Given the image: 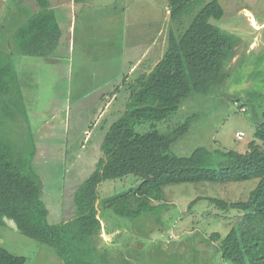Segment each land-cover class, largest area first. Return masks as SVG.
Wrapping results in <instances>:
<instances>
[{"label": "rangeland", "instance_id": "rangeland-1", "mask_svg": "<svg viewBox=\"0 0 264 264\" xmlns=\"http://www.w3.org/2000/svg\"><path fill=\"white\" fill-rule=\"evenodd\" d=\"M211 1L194 0L185 12V25ZM219 2L225 15L213 24L234 37V48L226 67L230 76L212 96L201 99L193 94L171 122L160 126L166 130L195 116L189 132L172 146L171 152L178 156H189L198 147L244 153L252 141L264 149L254 137L264 115V0ZM2 5L0 3V23L5 17ZM169 11V0H82L77 6L66 5L56 11L62 31L59 40L62 45L52 54L56 62L39 59L38 67L33 59L32 66L28 67L24 66L28 59H16L17 63L22 61L17 65L18 70L23 67L24 73L33 74L26 84L22 82L25 102L22 109L11 105V110H6L0 102V115L4 114L0 116V137L15 145L22 157L33 156L32 179L39 181V196H43L50 212H53L52 205L57 206L56 200L65 195L62 194L65 187L84 183L97 169L104 156V138L111 125L126 111L128 84L138 75L129 73L131 66L137 61L144 62L146 72L166 51L172 27ZM72 22H77L76 30ZM158 35L157 49L143 58V52L153 47ZM70 43H73L72 48ZM94 56L99 60H94ZM105 63L110 70L97 74ZM115 96L118 100L110 110L115 115L106 112L100 117ZM122 103H125L124 109ZM5 113L13 115L8 119ZM237 133H243V138L238 139ZM141 182L139 175H131L106 181L99 187L102 203L99 249H109L111 257H117L122 264H160V252L165 254L173 249L174 253L186 255L188 252L190 257L188 245L195 238L215 232H219L222 239L238 234L240 213H224L205 199L192 209L189 205L199 197L246 202L259 180L224 185H171L164 188L162 203H152L165 207L135 221L119 218L106 208L104 202L127 194ZM128 197V208L132 210H138L139 204L147 201L135 195ZM62 218H55V222ZM5 222L6 227H0V246L26 257L27 264H62L53 248L20 234L13 221L6 219ZM215 246L218 247L214 244L200 248L212 252ZM168 256L171 259L172 256Z\"/></svg>", "mask_w": 264, "mask_h": 264}, {"label": "trees", "instance_id": "trees-1", "mask_svg": "<svg viewBox=\"0 0 264 264\" xmlns=\"http://www.w3.org/2000/svg\"><path fill=\"white\" fill-rule=\"evenodd\" d=\"M193 1L169 0L172 27L164 58L150 73L146 72L128 84L126 111L107 132L102 144L104 156L97 169L75 194V219L62 224L48 223L40 207V188L37 186L40 183L32 179L33 156L22 157L15 145L0 137V227H6V219L13 221L20 234L53 248L64 264H122L117 257H111L109 249H99L102 203L98 192L102 183L140 176L142 182L136 188L104 202L114 215L135 221L148 212L165 207L152 203H162L164 188L171 185H224L259 180L246 202L199 197L189 205L192 209L205 199L219 211L240 213L237 216L238 234L222 239L221 234L215 232L195 238L188 245L190 257L188 252L179 254L173 249L165 254L160 252L159 262L264 264L263 147L252 141L244 153L198 147L189 156H178L171 152L172 146L189 132L195 116L188 117L184 123L170 125L166 130L160 127L171 122L193 94L201 99L212 96L230 76L226 67L234 48V37L213 24L224 17V8L219 0H213L186 26L184 15ZM17 77L8 56L0 54V102L6 110H11V105L22 109L20 88L15 90L18 101L5 100L8 97L15 99L12 87L18 85ZM123 106L125 103H122V109ZM1 107L0 104V113ZM12 115L5 113L6 117ZM254 137L264 146V115ZM129 195L147 201L140 203L138 210H132L128 208ZM214 244L218 247L215 246L217 248L212 252L200 248ZM0 264H27V258L0 246Z\"/></svg>", "mask_w": 264, "mask_h": 264}, {"label": "crops", "instance_id": "crops-1", "mask_svg": "<svg viewBox=\"0 0 264 264\" xmlns=\"http://www.w3.org/2000/svg\"><path fill=\"white\" fill-rule=\"evenodd\" d=\"M82 1V0H81ZM81 1L76 0H1L0 3H3L2 8L5 9V17L3 18V22L0 23V54L3 56H8V59L12 62L14 66V71L18 76V85L14 84L12 87L13 91V98L10 97L5 98L10 103H14L17 99V95L15 94V90L17 91L18 88H22V82L26 84L27 80L31 78L33 73L27 74L22 71V68L18 70L17 65L21 62L17 63L16 59L21 58L24 61L28 59V62L24 66H32V60H36V66H40L41 62L39 59L47 60L50 62H56L54 58L59 45H62L60 37L62 36V31L60 27V22L58 21V17L56 15V11L60 10L66 5H74L77 6ZM3 9V10H4ZM3 13V12H2ZM170 13V11H169ZM6 18V19H5ZM72 22V28L76 30V24ZM145 42V41H143ZM149 42V41H148ZM159 43V35L156 36L153 40V47L147 48L146 53L143 52V58L149 56L150 53H154L155 47ZM22 45L24 49H22ZM73 43H70V48H72ZM167 49V47H166ZM165 49V50H166ZM164 51V55H165ZM147 54V55H145ZM160 57L161 59H156L153 65L149 67L148 73L159 64V62L164 58ZM94 60H99L98 56L93 57ZM148 59V58H147ZM57 60V59H56ZM154 58L151 60V62ZM59 61V60H57ZM144 63V62H143ZM143 63L137 61L136 64L131 66L129 73L136 75L132 81H134L137 77L146 73L143 70ZM150 63V61H149ZM96 64V63H95ZM110 70V66L105 63L101 66V69L98 71L97 74H106ZM22 79L19 76H23ZM105 81L104 78H100ZM20 81V83H19ZM131 81V82H132ZM107 83V82H106ZM105 83V84H106ZM111 95V93H110ZM112 96V95H111ZM117 96L106 104V108L102 111L101 116H103L106 112L110 115H114L115 112L111 110L114 107V102L117 101ZM123 98V97H122ZM106 101V95L103 98ZM23 103L24 96H23ZM8 119L9 116H7ZM113 119V117H112ZM1 122V119H0ZM1 127V123H0ZM88 136V135H87ZM33 169V168H32ZM33 171V170H32ZM34 172V171H33ZM35 173V172H34ZM33 176V174H32ZM83 183H77L73 186L65 187L62 194H65L62 199H58L57 206L52 205L53 212H50L49 206L44 205L43 196H39L40 207L44 214L46 215V219L49 224H62L67 221L73 220L76 218V207H75V194L77 190ZM60 204V205H59ZM100 201L98 202V205ZM63 217L59 222H55V218ZM53 220V221H52ZM52 221V223H51ZM64 264L63 262H61Z\"/></svg>", "mask_w": 264, "mask_h": 264}, {"label": "built area", "instance_id": "built-area-1", "mask_svg": "<svg viewBox=\"0 0 264 264\" xmlns=\"http://www.w3.org/2000/svg\"><path fill=\"white\" fill-rule=\"evenodd\" d=\"M243 136H244V134H243V133H238V134L236 135V137H237L238 139H242V138H243Z\"/></svg>", "mask_w": 264, "mask_h": 264}, {"label": "clouds", "instance_id": "clouds-1", "mask_svg": "<svg viewBox=\"0 0 264 264\" xmlns=\"http://www.w3.org/2000/svg\"><path fill=\"white\" fill-rule=\"evenodd\" d=\"M238 134V133H237Z\"/></svg>", "mask_w": 264, "mask_h": 264}]
</instances>
